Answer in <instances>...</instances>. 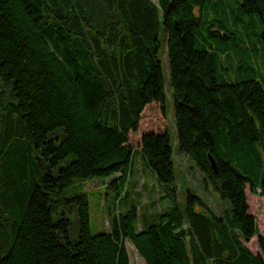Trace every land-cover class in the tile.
Instances as JSON below:
<instances>
[{
	"label": "trees",
	"instance_id": "obj_1",
	"mask_svg": "<svg viewBox=\"0 0 264 264\" xmlns=\"http://www.w3.org/2000/svg\"><path fill=\"white\" fill-rule=\"evenodd\" d=\"M168 87L176 148L217 213L196 190L175 200ZM137 150L168 196L152 219L135 199L118 211ZM92 179L113 193L108 232H91ZM255 195L264 0H0V264H130L126 241L145 264H264Z\"/></svg>",
	"mask_w": 264,
	"mask_h": 264
},
{
	"label": "rangeland",
	"instance_id": "obj_2",
	"mask_svg": "<svg viewBox=\"0 0 264 264\" xmlns=\"http://www.w3.org/2000/svg\"><path fill=\"white\" fill-rule=\"evenodd\" d=\"M163 32L160 33V38H162V44L159 52V58L164 65L165 68V55H166V45L163 41ZM258 62V61H257ZM3 92V103L12 101V93L8 86L2 85ZM166 101L164 106L166 109L164 110L165 123L168 128V134L170 138V143L173 147V165H174V175L176 178V191L175 197L177 204L181 207L184 206L185 202V192L190 188L196 190V193L200 195L211 208L218 212L219 209L223 208V202L219 201V198L215 191L208 186L206 189L203 188L200 183L201 173L196 168L191 158L185 156L178 151L176 148L175 141V132H174V124H173V112L171 109L172 102V91L168 87L166 90ZM107 180L100 179H92L88 180L82 185V190L86 193V197L88 200V211H89V222L92 233H98L103 231H110V220L113 216L114 210L112 206L114 204L113 201V193L110 190H106L104 185L107 184ZM127 193L124 197V194L121 197V206L118 208V211L122 212L125 210V206L127 203L132 200H138L137 206L140 210V213L146 214H157L159 209L164 205V200L161 198L164 195V199L168 198L167 195L161 194L163 190L160 186L156 188V182L150 173L148 167L143 164L139 157L135 159L132 164L131 178L127 183ZM107 192H109L107 194ZM137 193V196L134 193ZM255 208L257 217L260 214L261 209L263 207L264 198L255 195ZM138 210V211H139ZM254 211V210H253ZM112 212V213H111ZM67 213V210H65ZM71 213V214H70ZM75 209L69 212L68 219L71 220V229L70 231L74 232L77 229V223L74 218ZM262 213V212H261ZM126 250L129 256L130 264H145L144 261L138 256L136 250L128 241L125 243Z\"/></svg>",
	"mask_w": 264,
	"mask_h": 264
},
{
	"label": "water",
	"instance_id": "obj_3",
	"mask_svg": "<svg viewBox=\"0 0 264 264\" xmlns=\"http://www.w3.org/2000/svg\"><path fill=\"white\" fill-rule=\"evenodd\" d=\"M211 164H212V167H213V170L215 171V173H216V168H215V165H214V163H213V161L211 160Z\"/></svg>",
	"mask_w": 264,
	"mask_h": 264
}]
</instances>
